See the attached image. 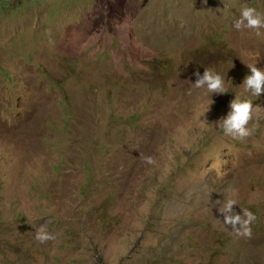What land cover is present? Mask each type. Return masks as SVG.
Instances as JSON below:
<instances>
[{
    "label": "rangeland",
    "instance_id": "1",
    "mask_svg": "<svg viewBox=\"0 0 264 264\" xmlns=\"http://www.w3.org/2000/svg\"><path fill=\"white\" fill-rule=\"evenodd\" d=\"M244 7L264 14L0 0V264H264V94L240 86L264 70V28L233 27ZM204 68L227 93L194 88ZM235 97L253 103L243 140L216 126ZM229 199L250 236L224 223Z\"/></svg>",
    "mask_w": 264,
    "mask_h": 264
},
{
    "label": "clouds",
    "instance_id": "2",
    "mask_svg": "<svg viewBox=\"0 0 264 264\" xmlns=\"http://www.w3.org/2000/svg\"><path fill=\"white\" fill-rule=\"evenodd\" d=\"M233 27L237 30L242 28L255 30L256 34L260 35L259 30L264 28V14H261L253 7H244L240 12L239 18L235 20ZM246 66L250 69L251 74L244 77L240 86L243 89V93L251 94L259 98L261 94H264V70H260L256 66L250 64ZM194 75L196 76V80L193 83L194 88L202 89L205 94L211 95L227 93L225 79L212 70L204 68L202 75L199 71H196ZM229 106L230 111L227 116L220 118L216 122V126L220 128L226 136L243 140L252 134L247 125L252 119L253 103L250 99L235 97L230 102ZM146 162L149 164L153 163L150 157L146 158ZM236 203L237 201L234 199H229L225 203L221 210V213L224 215V223L230 225L238 235L250 236V225L256 220V216L247 209H242V214L233 213V206L236 205ZM35 232V239L40 243H46L56 239V236L47 232L43 226L36 228Z\"/></svg>",
    "mask_w": 264,
    "mask_h": 264
}]
</instances>
